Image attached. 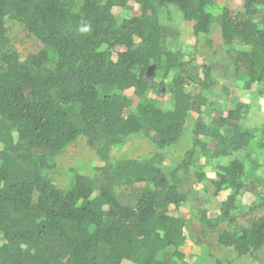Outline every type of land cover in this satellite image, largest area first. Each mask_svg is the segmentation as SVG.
Returning <instances> with one entry per match:
<instances>
[{
    "label": "trees",
    "instance_id": "1",
    "mask_svg": "<svg viewBox=\"0 0 264 264\" xmlns=\"http://www.w3.org/2000/svg\"><path fill=\"white\" fill-rule=\"evenodd\" d=\"M132 2L139 14L119 21L114 11ZM214 3L0 0V264L183 263L189 220L172 210L189 201L182 189L193 176L197 153L219 164L211 184L216 196L227 193L218 218L197 210L204 237L224 222L234 223L245 167L222 163L254 141L257 130L246 125L251 105L238 101L207 125L206 99L186 88L212 89L211 70L202 64L190 72L193 62L169 47L179 30L161 16L177 10L195 36L208 35L217 25L234 57L235 75L248 79V91L262 86L264 0H242L240 10L223 7L218 15L208 9ZM85 24L90 31L82 34ZM17 26L41 43L38 53L20 50L13 37ZM152 66L155 73L148 76ZM160 76L162 82L171 79L170 110L160 107L163 91L156 99L150 95ZM191 114L197 115L192 150L169 171L167 183L151 161L112 164L114 149L137 135L160 149L178 142ZM260 132L264 136V125ZM79 139L103 165L93 176L75 173L71 187L60 190L46 171ZM194 175L200 182L206 178ZM217 243L239 257L257 251L264 246V220L240 232L222 231Z\"/></svg>",
    "mask_w": 264,
    "mask_h": 264
},
{
    "label": "rangeland",
    "instance_id": "2",
    "mask_svg": "<svg viewBox=\"0 0 264 264\" xmlns=\"http://www.w3.org/2000/svg\"><path fill=\"white\" fill-rule=\"evenodd\" d=\"M214 1V5L208 8L214 15H218L223 7L233 11H238L242 7V0ZM114 14L119 21H122L124 17L138 15L139 9L132 2L127 9H117ZM161 16L164 24L173 25L179 30V39L171 42L169 47L172 51L179 52L185 61L193 62L190 72L195 73L202 64H207L211 70L212 80L215 81L212 89L201 90L196 85H189L186 88L188 94L206 99L207 103L202 107L203 121L209 125L218 112L227 115L228 111L241 101L251 105V110L246 117V125L257 130L255 139L249 147L235 153L222 163L228 166L231 161H239L245 167V186L237 197L233 212L235 221L232 224L224 222L216 229L207 231L206 237H204L205 228L199 222L197 210L204 209L210 218H218L227 193L220 197L216 196L211 184L217 179L219 164L199 153L194 155V163L191 166L193 176L189 184L182 189L183 192L190 194L189 201L182 210H172L173 215L189 220L187 228L189 242L184 249L188 256L180 264H264V246L239 257L217 243V237L222 231L240 232L249 228L256 220H264V148L260 146V143L264 144V136L260 132L264 125V84L254 85L252 91L246 89L248 79L244 75H235L234 57L223 45L217 25L213 26L210 34L195 36L192 24L185 23L177 10L173 8L165 10ZM13 37L24 54L38 53L42 47L36 38L28 36L20 26L15 27ZM51 67H54V61ZM160 78L161 76L156 80L155 89L150 94L154 99L157 98L159 91L166 94L167 85L171 82V79L163 81L166 87L162 86L163 82ZM258 90L263 93L258 94ZM253 92H257L256 98L253 97ZM168 95L166 94L163 98L164 102L160 107L170 110L172 102ZM196 119L197 115L191 114L179 141L164 149L158 148L143 135L131 138L114 149L112 164L116 165L128 160L151 161L162 168L165 175L164 184L167 183L169 171L180 164L185 155L192 150ZM102 165L86 140L79 139L56 159L55 167L46 171V175L60 190L66 191L73 184L75 173L93 176L95 168ZM195 172L204 173L206 178L201 182L198 181L194 175Z\"/></svg>",
    "mask_w": 264,
    "mask_h": 264
},
{
    "label": "clouds",
    "instance_id": "3",
    "mask_svg": "<svg viewBox=\"0 0 264 264\" xmlns=\"http://www.w3.org/2000/svg\"><path fill=\"white\" fill-rule=\"evenodd\" d=\"M90 25H87V24H85V25H82L80 28H79V32L80 33H88L89 31H90Z\"/></svg>",
    "mask_w": 264,
    "mask_h": 264
},
{
    "label": "water",
    "instance_id": "4",
    "mask_svg": "<svg viewBox=\"0 0 264 264\" xmlns=\"http://www.w3.org/2000/svg\"><path fill=\"white\" fill-rule=\"evenodd\" d=\"M155 70H156V67L155 66H152L151 68L148 69V72H147V75H151L153 76L154 73H155Z\"/></svg>",
    "mask_w": 264,
    "mask_h": 264
}]
</instances>
